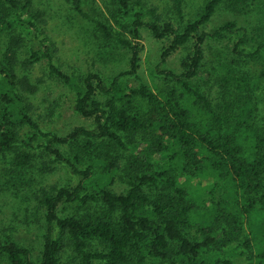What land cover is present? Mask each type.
Wrapping results in <instances>:
<instances>
[{"label": "trees", "instance_id": "trees-1", "mask_svg": "<svg viewBox=\"0 0 264 264\" xmlns=\"http://www.w3.org/2000/svg\"><path fill=\"white\" fill-rule=\"evenodd\" d=\"M172 1L182 17L183 0ZM221 1L208 0L196 19L180 27L144 0H117L119 18L130 24L133 38L101 21L97 25L103 37L128 49L130 68L108 85L101 72L89 70L79 76L75 70L61 69L45 26L46 12L33 0H0V28L7 38L0 54V153L12 152L15 164L26 167L44 151L80 175L77 182L43 188L40 264H61L65 247L76 252L79 264H235L230 246L237 243L251 252L253 239L264 260V126L253 139L252 156L240 133L257 117V106L239 94L238 100L215 105L195 82L207 42L237 29L235 21H227L211 32L202 30ZM75 2L82 10L81 0ZM230 4L259 6L264 12L261 0ZM147 12L151 19L145 22ZM142 26L157 38L169 39L162 61L192 42L180 73L153 70L175 82L169 90L155 91L148 83L127 86L121 79L140 67ZM255 35L252 46H246L250 41L243 37L234 45L239 64L230 68H239L237 85L248 83L258 64L264 77V22ZM38 63H44L48 75L75 89V109L93 117L96 129L77 125L59 135L42 124L31 100L41 83L30 78ZM233 107L237 129H232V121L223 124L220 111L232 112ZM61 145H67L69 153L78 152L69 157ZM85 158L90 162L80 168ZM181 167L196 176L208 174L212 181L201 188L203 192L181 187ZM118 175L125 190L112 187ZM202 194L212 198L208 209L198 204ZM67 206L78 211L63 213ZM192 228L199 235L192 236ZM0 257L6 264L34 263L33 249L9 235H0Z\"/></svg>", "mask_w": 264, "mask_h": 264}, {"label": "rangeland", "instance_id": "rangeland-1", "mask_svg": "<svg viewBox=\"0 0 264 264\" xmlns=\"http://www.w3.org/2000/svg\"><path fill=\"white\" fill-rule=\"evenodd\" d=\"M76 0H33L34 4L46 12L45 26L54 43L57 63L67 72L75 70L79 76H84L89 70L101 72L109 85L111 80L120 72L129 69V51L115 41L103 37L97 22L101 21L110 27L119 30L129 38L131 26L119 18L117 0H81V9L76 8ZM208 0H183V15H179L173 7L172 0H144L147 6L157 7L158 13L171 19L175 26L183 27L189 21L196 19L204 9ZM264 5V0H261ZM151 19L147 12L144 21ZM227 21H235L237 29L233 33H226L221 38L210 39L206 44V57L201 73L195 82L201 85L215 105L224 106L227 99H250L257 106V117L250 122L246 130H241L246 152L255 154L253 139L264 126V77L261 67H253L254 75L248 83L237 85L235 77L238 75V55L234 45L239 38H245L246 46H252V37L256 38L259 26L264 22V12L259 6L238 7L230 4V0H222L211 19L202 30L211 32ZM195 39V38H194ZM7 40L4 31L0 28V54L4 42ZM139 42L141 45L140 67L136 74L121 77L127 86L138 87L141 83H148L155 91L169 90L176 86L175 82L165 75L153 73L156 67L182 71V60L191 51L192 42L180 47L171 53L165 61L161 54L168 45V38H157L147 26L140 28ZM236 60V61H234ZM236 66L230 68L231 64ZM251 65V64H250ZM44 63H38L30 73L32 81L40 79L38 88L31 94L35 103V116L50 131L59 135L67 134L74 126L84 125L96 129L93 117H86L75 109L76 91L59 79L48 75ZM233 69L232 71H230ZM258 72V73H256ZM262 77L259 79V77ZM101 99L105 98L99 96ZM222 110L225 126L227 121L235 129L234 117L237 109ZM2 106L0 103V111ZM223 112V113H222ZM237 129V128H236ZM64 154L74 157L77 152H70L67 145L59 146ZM125 154V152H121ZM54 157L38 151L35 158L26 167L15 164L12 152L0 153V235H9L21 244L33 249V264H40L42 234L44 224V206L40 202L43 188L49 190L52 186H61L80 180L66 163H58ZM90 161L85 158L80 168H85ZM124 166V163H122ZM178 169L179 186L186 189L201 190L206 183L212 181L210 175H195L188 169ZM123 175V174H122ZM122 175L116 176L112 187L116 191L125 190L126 184ZM222 185V180L220 181ZM220 185V186H221ZM216 190V200L220 198L221 187ZM203 190V189H202ZM201 190V192H203ZM207 191V190H206ZM198 201L200 207L210 208L212 198L209 194L201 195ZM63 213L77 212V207L67 206ZM249 229H247L248 232ZM192 236H197L195 228L189 229ZM251 236L253 237L254 234ZM64 238V237H63ZM251 252L243 249L237 243L229 249L235 264H264L259 259V249L256 241H251ZM61 264H79V258L71 247H65L61 253ZM0 264H6L0 257Z\"/></svg>", "mask_w": 264, "mask_h": 264}]
</instances>
